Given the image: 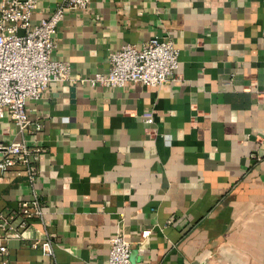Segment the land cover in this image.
I'll return each mask as SVG.
<instances>
[{
    "label": "crops",
    "instance_id": "0c3cea01",
    "mask_svg": "<svg viewBox=\"0 0 264 264\" xmlns=\"http://www.w3.org/2000/svg\"><path fill=\"white\" fill-rule=\"evenodd\" d=\"M62 2L38 0L33 20ZM153 36L180 49L167 83H54L29 103L38 177L0 172V211L36 192L46 213L0 264L106 263L113 235L145 229L136 264H264V0H91L66 13L54 55L93 77ZM19 136L0 116V148ZM47 232L54 256L30 243Z\"/></svg>",
    "mask_w": 264,
    "mask_h": 264
},
{
    "label": "built area",
    "instance_id": "2783aa9c",
    "mask_svg": "<svg viewBox=\"0 0 264 264\" xmlns=\"http://www.w3.org/2000/svg\"><path fill=\"white\" fill-rule=\"evenodd\" d=\"M91 0H63L49 15L34 21L38 0H0V116L9 115L17 126V138L3 145L0 172L22 166L32 187L35 185L37 162L44 150L43 145L30 138L32 119L29 103L37 100L54 83L86 82L121 87L127 83L160 86L175 77L179 66L180 49L173 40L153 36L142 47L128 43L111 51L109 72H98L93 77L73 75L68 61L57 58L56 33L68 11L85 9ZM152 121V118H148ZM43 124L38 122L37 130ZM45 210L35 192L30 200H24L16 212L0 211V253H10L9 241L13 237L28 241L19 229L32 218L44 219ZM169 222L174 223L172 217ZM152 229L142 231L141 238L131 240L126 230L111 237V248L106 263L134 264V245L142 246ZM53 234L30 241L32 247H40L44 253L54 256ZM7 258L3 263L7 264ZM143 264H151L144 262Z\"/></svg>",
    "mask_w": 264,
    "mask_h": 264
},
{
    "label": "water",
    "instance_id": "95a60500",
    "mask_svg": "<svg viewBox=\"0 0 264 264\" xmlns=\"http://www.w3.org/2000/svg\"><path fill=\"white\" fill-rule=\"evenodd\" d=\"M136 253H137V250H133V253H132V259H133V262L134 264H136Z\"/></svg>",
    "mask_w": 264,
    "mask_h": 264
}]
</instances>
